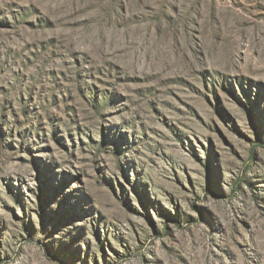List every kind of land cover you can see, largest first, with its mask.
<instances>
[{
    "label": "rangeland",
    "instance_id": "obj_1",
    "mask_svg": "<svg viewBox=\"0 0 264 264\" xmlns=\"http://www.w3.org/2000/svg\"><path fill=\"white\" fill-rule=\"evenodd\" d=\"M0 264H264V0H0Z\"/></svg>",
    "mask_w": 264,
    "mask_h": 264
}]
</instances>
